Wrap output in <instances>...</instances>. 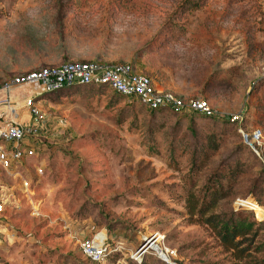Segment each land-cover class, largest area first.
Here are the masks:
<instances>
[{"label":"rangeland","instance_id":"374dc122","mask_svg":"<svg viewBox=\"0 0 264 264\" xmlns=\"http://www.w3.org/2000/svg\"><path fill=\"white\" fill-rule=\"evenodd\" d=\"M87 60L129 63L160 90L205 99L216 115L150 111L105 87L12 88L45 125L35 156L0 168V264H136L130 255L147 239L155 246L145 264H161L157 255L166 264L248 261L193 220L185 197L215 171L226 194L212 211L264 189L263 164L239 134L259 129L264 147V0H0V80ZM209 135L219 148L202 159ZM252 211L264 219L263 206ZM98 231L120 247L117 259L82 256L79 241Z\"/></svg>","mask_w":264,"mask_h":264},{"label":"built area","instance_id":"2783aa9c","mask_svg":"<svg viewBox=\"0 0 264 264\" xmlns=\"http://www.w3.org/2000/svg\"><path fill=\"white\" fill-rule=\"evenodd\" d=\"M24 84H37L43 92H53L62 87L74 84H102L114 92L126 97L134 96L147 108L168 106L177 113L196 111L204 115L214 114L213 109L205 99L184 98L170 91L156 88L148 75L136 72L129 63L118 62L105 64L97 60L67 61L59 65L46 66L31 71L19 72L4 79L0 84L3 98L0 105L7 107L8 117L0 124V168L17 169L23 159L32 158L36 154V136L45 125L44 114L33 104L30 98L23 99L22 104L10 101V90ZM25 108L26 121H19V109ZM5 114V111H3ZM241 140L245 143L261 164L264 165V147L260 145L262 137L259 129H253L249 134L239 131ZM41 172L39 167L35 168ZM15 173H17L15 171ZM30 182L21 180V188L28 189ZM1 190V187H0ZM7 199L0 191V211L5 208ZM236 205L250 208L246 201H235ZM251 209V208H250ZM153 240H146L130 255L136 263L153 250ZM82 256L90 263H100L108 255L120 252V247L109 241L106 232L98 231L91 238L79 241ZM161 261L162 258L156 256ZM164 262V261H163ZM165 263V262H164ZM166 264V263H165Z\"/></svg>","mask_w":264,"mask_h":264},{"label":"trees","instance_id":"16d2710c","mask_svg":"<svg viewBox=\"0 0 264 264\" xmlns=\"http://www.w3.org/2000/svg\"><path fill=\"white\" fill-rule=\"evenodd\" d=\"M90 86L96 88H108L105 85L100 84H74L66 87H62L59 90H63L72 86ZM56 90V91H59ZM112 91V90H111ZM55 92V91H53ZM116 95L130 99V100H137L134 96H130L129 98L119 94L117 92L112 91ZM147 108V107H146ZM150 111L155 110H168L174 114H180L171 109L168 106H158L155 108H147ZM199 113L196 111H190V113ZM187 113V112H184ZM205 117H213L216 114L212 115H204L199 113ZM240 134V132H239ZM241 138V135H240ZM242 144L253 154L256 158L254 153L251 149L243 143ZM204 150V155L202 159H204L207 151H216L219 148V143L214 141V135H209L206 144L202 147ZM195 153L192 156V165L199 166L195 162ZM257 159V158H256ZM258 161V159H257ZM259 162V161H258ZM260 163V162H259ZM262 165V164H261ZM264 167V165H262ZM258 192H251L249 193L248 198H242L244 201L251 200V207L255 211V209L260 208L261 206L264 207V189L262 186L258 187ZM226 194V189H223V184L221 183V178L217 174V171L210 174L208 179L205 183L197 190V191H190L187 193L185 197V207L187 209V213L190 216H195L193 219L194 221H199L209 227L212 233L217 238L219 244L223 246L225 249L230 250L231 254L236 259L242 258H250L248 261H244V264H264V241L256 240L259 231L264 230V219L258 220L255 219L253 215L252 209L245 207L243 205H236V207H231L229 211H212L217 204V201L222 198ZM263 196V197H262ZM249 251L253 252H260L262 253L260 258H255L250 255ZM144 255L139 263H136L132 258L131 261L136 264H145L143 258ZM119 257V252H114L108 255V261H113ZM155 259L161 263L165 264L163 261L155 257Z\"/></svg>","mask_w":264,"mask_h":264},{"label":"crops","instance_id":"0c3cea01","mask_svg":"<svg viewBox=\"0 0 264 264\" xmlns=\"http://www.w3.org/2000/svg\"><path fill=\"white\" fill-rule=\"evenodd\" d=\"M9 78V77H8ZM4 80V79H3ZM3 80H0V84H1V82L3 81ZM38 93V92H37ZM37 93H35V94H37ZM3 91H1V89H0V99H2L3 98ZM10 101H12V102H14L15 104H17V107H19L22 103H18L19 101H17L16 99H14L11 95H10ZM3 111H5V114H3L4 112ZM24 114V115H27V113H26V110H25V108H21V109H19V115H18V119L17 120H19V121H25L26 119H27V116L25 117L26 119L24 120V116L22 115V117H20V114ZM8 109H7V107H5V106H3V105H0V124H2L6 119H7V117H8Z\"/></svg>","mask_w":264,"mask_h":264}]
</instances>
